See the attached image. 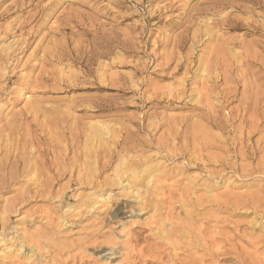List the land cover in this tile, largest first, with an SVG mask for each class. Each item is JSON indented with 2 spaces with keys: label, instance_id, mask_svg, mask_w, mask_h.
I'll return each mask as SVG.
<instances>
[{
  "label": "rangeland",
  "instance_id": "1",
  "mask_svg": "<svg viewBox=\"0 0 264 264\" xmlns=\"http://www.w3.org/2000/svg\"><path fill=\"white\" fill-rule=\"evenodd\" d=\"M262 7L0 0V132L32 105L78 125L19 134L28 169L0 174V264H264V34L226 23L264 28ZM92 123L111 131L96 168L68 133Z\"/></svg>",
  "mask_w": 264,
  "mask_h": 264
},
{
  "label": "bare ground",
  "instance_id": "2",
  "mask_svg": "<svg viewBox=\"0 0 264 264\" xmlns=\"http://www.w3.org/2000/svg\"><path fill=\"white\" fill-rule=\"evenodd\" d=\"M262 9H264V7H262ZM226 23L228 27L227 29L229 31L246 29L245 35H250L251 32L249 30L251 26H254L255 31L258 34H261V35L264 34V28L258 26L256 23H253V22L247 23L246 25H242V23L238 22L235 19H228ZM3 72H5V69H3ZM8 79L11 80V77L9 76ZM108 110L109 109L107 108H103V109H100V112L104 113V112H107ZM70 116L71 115L69 114L68 111L47 109V108L41 107V105H32L31 107H29V109L26 110V112H21L17 116L15 115V117L11 121H9L5 125L6 127L0 132V153L5 152L7 155L8 154L14 155L16 153V155L13 157L17 160L15 164H13L12 166H9V164L7 165L6 161H1L0 162V174L3 173L2 171L8 170V168H10V171H12L14 169V166L16 165H20V167L23 168L22 173L27 171L28 169L27 163L24 159L20 157V155L26 148V144L28 143L27 140L24 141V144L21 143L23 141L24 136L19 135V134L21 133L22 130H25L27 132H29L30 130H34L33 131L34 133H37V131L39 130H41L42 132H45V135L43 137L40 134L39 135L36 134V137L38 136L39 140H42V141L45 140L46 135L47 137L51 136V138L59 140L63 138V135H65L64 132L66 131V129L63 126H78L74 122L73 118H70ZM91 126H92L91 132L87 134L86 133L82 134L81 132H76V134H74L71 131H68V133L71 136L72 144L77 143L78 139H80L82 135L85 136L87 142H90L89 151H90V159H92L90 164L96 168L97 159H98L99 154H97V149L95 147V144H97L98 141L99 142L104 141V143L106 144L104 146L105 147L104 152L108 153V156H109L110 152H109V147L107 145V141H109V137H111L109 136L111 131L109 130L108 125H104V123L103 124L92 123ZM29 170H31L29 174L32 175V179H33L35 176V169L33 170L29 169ZM80 172H82V170H80ZM94 173H96V169H94ZM10 175H12V173ZM6 213H7L6 211L3 212V217L6 216ZM7 255L9 256V253ZM7 255L3 254L0 256L3 258H9ZM3 260H6V259H3Z\"/></svg>",
  "mask_w": 264,
  "mask_h": 264
},
{
  "label": "clouds",
  "instance_id": "3",
  "mask_svg": "<svg viewBox=\"0 0 264 264\" xmlns=\"http://www.w3.org/2000/svg\"><path fill=\"white\" fill-rule=\"evenodd\" d=\"M65 226H67V224H65Z\"/></svg>",
  "mask_w": 264,
  "mask_h": 264
}]
</instances>
